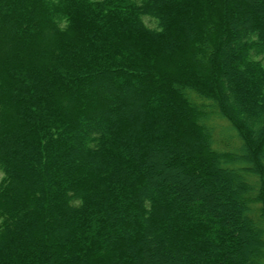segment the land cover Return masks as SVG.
Masks as SVG:
<instances>
[{"label": "trees", "instance_id": "16d2710c", "mask_svg": "<svg viewBox=\"0 0 264 264\" xmlns=\"http://www.w3.org/2000/svg\"><path fill=\"white\" fill-rule=\"evenodd\" d=\"M0 171V264H264V0H0Z\"/></svg>", "mask_w": 264, "mask_h": 264}, {"label": "rangeland", "instance_id": "374dc122", "mask_svg": "<svg viewBox=\"0 0 264 264\" xmlns=\"http://www.w3.org/2000/svg\"><path fill=\"white\" fill-rule=\"evenodd\" d=\"M145 22L149 25V26H154V23L150 20V19H148V18H146L145 17ZM224 142H221L220 144H223ZM1 171H0V178H1Z\"/></svg>", "mask_w": 264, "mask_h": 264}]
</instances>
